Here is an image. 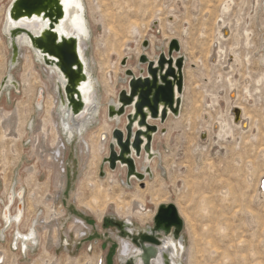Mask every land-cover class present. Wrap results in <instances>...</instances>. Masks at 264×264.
Here are the masks:
<instances>
[{"label": "rangeland", "instance_id": "374dc122", "mask_svg": "<svg viewBox=\"0 0 264 264\" xmlns=\"http://www.w3.org/2000/svg\"><path fill=\"white\" fill-rule=\"evenodd\" d=\"M9 1L0 0V27L3 8ZM82 4L90 34L86 56L98 91L97 125L103 120L112 122L106 118L107 102L127 89L120 66L125 52L131 54L126 68L132 72L133 68L137 76L139 57L152 56L150 60H154L161 51L167 54L171 39L179 43V55L185 58L180 116H170L157 125L166 134H155L152 145L157 155L144 188L136 179L126 187L122 169L104 170L106 153L101 154L100 161H92L90 150L88 156L86 150H81V136L88 142V137L98 132L99 125L95 127L94 123L88 133H68L60 128L64 143L60 165L50 164L47 152L36 154L38 150L30 141L34 135L27 127L29 119H34L33 129L47 119L44 112L37 115L34 110L35 96L44 87L22 91L20 74L29 64L24 67L19 60L11 75L21 92L8 86L0 95V210L13 209L5 205L3 193L8 187L23 189L18 192L25 210L17 230L24 234L31 221L38 219L39 238L34 250L24 255L13 249V229L6 227L3 234L0 232L5 264H95L97 257L101 264H122L118 254V239L122 237L113 221L126 220L133 198H141L146 206L144 212L148 213L143 224L131 221L134 234L153 225L159 206L177 207L184 222L180 232L184 258H178L182 264H264V88L254 84L264 74L260 65L264 59V0H82ZM0 38L2 80L11 48L1 28ZM145 42L147 48L143 46ZM214 45L220 50L219 57L213 60ZM137 52L141 54L137 56ZM32 65L45 82L41 66ZM108 67H114L117 75L112 80L113 92L107 91L104 82ZM244 78L250 82L248 95L243 89ZM45 90L53 97L48 87ZM234 95L233 104L242 106L249 116L250 127L246 130L229 122L230 115L234 118L230 101ZM12 109L18 113L17 127L2 139L6 116L1 115ZM222 120L229 125L217 134ZM109 124L113 127V123ZM45 138L50 149L55 134L48 133ZM136 161L141 162V157ZM31 167L33 173L26 171ZM137 168L140 171L139 164ZM95 185L105 195L97 198ZM29 191H33L29 197L32 201L26 198ZM93 198L97 199L94 204ZM74 218L82 219L89 230L77 236L72 226ZM44 223L50 225L43 229Z\"/></svg>", "mask_w": 264, "mask_h": 264}, {"label": "bare ground", "instance_id": "6f19581e", "mask_svg": "<svg viewBox=\"0 0 264 264\" xmlns=\"http://www.w3.org/2000/svg\"><path fill=\"white\" fill-rule=\"evenodd\" d=\"M13 2H14V0H10L9 3L7 4V6H5V8H3L4 11H3L2 19H1V27L0 28H1V34H3L6 38L5 41L7 42V47L11 48L10 45L12 43H14L15 46L18 48V55H17L16 64L19 62V60L23 61L24 67H25L26 63L29 64L25 67L24 72L22 74H20L22 91L23 92H29L28 90H30V88H36L37 86L38 87H44L45 89H47V87H48V90L53 95V97H52V96H50V94H48L47 90H45L44 88H39V89H42V92H41V90L38 89L39 92H37V94L35 96V100H34L35 112L37 113V115H40L41 112H44V117H46L47 119H43L44 118L43 117L42 122L38 126L36 125V127L34 129H33L34 119L28 120V122H27L28 130H29V132L32 131L33 135H34V137L30 140L32 147L37 148L38 152L36 150V152H37L36 154H38L39 156L44 154L45 152H47V155H48L47 157L49 158L50 164H55V163L59 164L61 161L62 151L64 150V143L60 137V128H63L64 130H66L68 128V131L66 130L68 133H70L71 131H76L77 133L81 134V132L83 130L88 133L91 130V129H88V127L92 123H94V124H96L95 127H97L99 125L98 132L97 133L93 132L92 135H90L88 137V142L86 141V138L81 136V141H82L81 150L87 151L86 156H88L89 150H90V159L92 161H97V159H98V161H100L102 153H106V155H108V153H109L108 149H107V145H108V142L111 138V133H112L114 126H116V125L121 126V130L124 131L125 119H122L121 120L122 122L120 124H118L117 119H114L112 122H109V123H113V127L109 123H107L105 120H103L100 124L97 125V120L95 119V116L98 113V109H99L98 105H97V100H98L97 92L98 91H97V84L92 80L93 78L91 79L90 73L92 72V67L90 65L88 56H86L87 52H88L87 40L90 37V34H89V29L85 23L82 0H57V4L60 7V14L62 16L57 21L56 25L53 26V31H52V33L55 36L54 37L55 38V40H54L55 45L60 44L62 42V40L67 41L70 38L75 39V41H76L75 51H76V54L78 56V60L80 62L81 73L84 72L86 75L84 80H78V82L76 83L75 94L73 95V99L74 100L78 99L83 105V108L77 114L76 113L73 114L71 108H68V109L65 108L61 112V110L59 108V97H58V93H57V88L58 87L63 88V84H65V83L63 81V78L61 77V74L58 70V67L56 66L58 59L54 58V57L47 56V54L40 51L35 44V38L41 36L43 31L47 27L48 19L43 18L42 14H38V15L35 14L32 16H27L24 13H22L20 17L15 19L11 16V7H12L11 4ZM227 8H228V5H226L225 9H227ZM152 22H153V20L151 21V23ZM153 25H154V22H153ZM16 30L22 31V32H19V33L15 34L14 36H12V32L16 31ZM150 41H152V40H150ZM219 50H220L219 47H216L215 45L213 46V55H212L213 60L216 59L217 57H219L218 56ZM137 53H138L137 56L141 54L140 52H137ZM125 54H126V56L124 58H126L127 60L124 61V64L120 63L121 68L124 69L123 73L127 70L126 67L128 66V60L131 59V54L129 52H127V53L125 52ZM214 54H215V56H214ZM137 56H136V58H137ZM157 56L158 55L154 56V60H156ZM175 56L176 55H173V57H175ZM148 58L152 59V56H148ZM235 58L237 61V57H235ZM262 59L260 61V65L264 67V59L263 60ZM44 60L48 61L49 63L46 64L44 62ZM122 60H123V58H122ZM8 62H9V60H8ZM36 62L42 68V72L44 73L45 82L44 81L42 82L41 81L42 79L41 80L39 79L40 76L38 75L37 72H35L34 68L32 67L33 66L32 64L37 65ZM7 66H8V64H7ZM230 67H231V65L228 64L227 68H230ZM100 70H99V72H100ZM132 70L134 73L135 70L133 68H132ZM33 73L35 74V77L31 78ZM6 74H7V71H6ZM234 74H235V72H234ZM36 76H38V77H36ZM41 77H42V75H41ZM103 77H104V82L106 84L107 91L113 92L111 89L113 84H114L112 82V80H113V77L115 80L117 78L115 68L112 67V69H110V67H108L107 70L104 72ZM252 80L253 79H251V81ZM0 82H1V80H0ZM244 82H245V85L243 88L244 93H245V95H248L249 91H248L247 87H248L250 82L246 78H244ZM254 84L257 87L259 85H261L264 88V74H261L257 79H255ZM7 87H8V85L5 86V88H7ZM173 88L175 91V98L181 97V107H182L183 92H182V94H177L176 86H174ZM184 89H185V87H184V83H183V91H184ZM18 90L19 91H17V92H21V88ZM6 91H8V90H6ZM108 95H112V94L108 93ZM113 95H115V94H113ZM105 98L107 99L106 96H105ZM234 99H235V95L230 98L231 108H235L238 111L239 119L237 122H234V118L230 115L229 116L230 117L229 122L232 124L233 127L240 128L241 130H246L250 127L249 126V116H247V114L245 113V109L242 106H239L237 104H233ZM115 100H116V98H115ZM110 101L111 100H108L107 104H109ZM2 110H4V109L2 108ZM180 110H181V108H180ZM160 111H161V107L159 109V112ZM63 114L67 115L66 119H64ZM4 115L6 116V119L2 122V132H3L2 139L6 138L5 136H6L7 132H9V134H12V131L15 130V128L17 127L18 113L16 110L14 112V110L12 109L11 112H5L1 116L5 117ZM170 116L177 117V116H173L169 111H167V118ZM178 116H180V111H179ZM60 117H61V123L59 121ZM106 118H107V115H106ZM151 122H155L156 125L159 124V121H151ZM243 123H244V126H243ZM228 125H229L228 122H226L225 120H222V122L219 123V130L216 131L217 134H220L221 131H224V129ZM160 127L161 126L158 127L159 131H158L157 135L160 134L161 136H164L166 134V132L163 135V133L160 131L161 130ZM48 133H54L55 134L54 144L52 145V147L50 146L51 147L50 149H48V147L45 145V141H44V138L48 135ZM9 137H11V136H9ZM108 137H109V139H108ZM155 137H156V135H153L152 144H153ZM142 141H143V145H144L146 142V139L142 137ZM82 151H81V153H82ZM150 152H151V156H149V154L145 153V154H142V156H141V162L135 161L136 167H137V164H139L141 171H145L146 168H150V170H151V175L147 176L143 180L144 186L141 187V183H139L141 188L145 187V183H144L145 180L147 178L151 177L152 173H153V170L151 168V164L155 160L154 156L157 155V153H155V149L153 148V145H151V151ZM94 164L96 166L97 162H94ZM63 166H64V164L63 165L61 164L62 169H59V167H58V169L60 171L64 170ZM33 167H31L30 169L26 168V171H31V170L34 171ZM105 167H108V166L105 165L103 168L104 170H105ZM116 169H122L124 174L126 173L125 168H122V166L121 167L118 166ZM136 170L138 171V168H136ZM63 172H65V171H63ZM110 172H114V171H110ZM110 172H107L106 174L108 175V177L113 178V176ZM5 179H3L4 182H5ZM112 180L113 179H111V181ZM131 183H132V180H130V182H127L124 184L126 187H129L131 185ZM90 184H92V183H90ZM95 187H97V185H95ZM4 188H5V186H4ZM22 190L23 189H21V188L16 189L14 187H12V188L8 187L5 191L3 189V191L5 192L3 194L5 195V199H6L5 205L7 207L13 206L12 207L13 209L10 210L9 208H6V211H2L3 208H1V210H0V232H2V234H3V231L6 227L13 229V237L14 238H13V241H11V245H12V242H14V244H13L14 248L13 249L20 250L21 254L25 255L27 252L33 251L34 248L37 246L39 233L37 231L38 229L36 228V225L38 223V219H34L31 221V223L28 227V230L26 229L27 231L24 234L19 232V230H17L18 226L22 222L21 220L23 217V212L25 210L24 207H22V205L20 204V202L22 201V197H21L22 194H20V196H19V193L22 192ZM145 190L146 189L140 190V192H144ZM18 191H20V192H18ZM31 193H33V191H29L28 196L26 197L30 201H32L31 199H29ZM95 193L97 195V198L99 195H103V194L105 195V191L101 190L100 187H97L95 189ZM131 201H132V206L130 208V211L124 216L125 217L124 219H126L125 221H127L128 223H132L131 221H133L135 219L136 221H139L140 224H143L144 223L143 217L147 216V214H148V213L144 212L145 208H146L144 201L141 198H133ZM96 202H97V199L93 198L92 203L94 204ZM87 206H89V205L87 204ZM119 208H120V206L118 205L117 209L119 210ZM121 209H124V207ZM46 211H47V209H46ZM52 217H50V218H52ZM120 219H122V218H120ZM72 221L74 224L73 225L71 224V225L76 229L77 236L82 234L85 229L89 230V226H87V224L82 219L74 218ZM44 224L45 225L41 227L43 229H45V227H48L50 225L49 223H44ZM149 227H151V226H149ZM52 228H54V227H52ZM130 231L132 232L133 229L131 228L129 230V232ZM59 238H58V240H59ZM158 239L161 241L162 244H161V247L159 248V252H157L156 259H154L151 264H163V260H166L168 258H169V264H177L178 257L179 258L181 257V259L184 258V256H183L184 253L178 252L179 249L177 247V242L171 236H165V237L160 236V237H158ZM118 241H119L118 254L121 258H123V260L128 258L134 252H136L135 246L131 243V241L128 238L118 239ZM180 249L184 250V243L181 245ZM170 250H171V252H170ZM99 257H101V256H99ZM5 259H6L5 252L1 251L0 252V264H5V262L7 261V260L5 261ZM224 259H226L225 255H224ZM98 260H100V258L98 259V257H97L95 264H101L100 262H98ZM46 263H48V262H46ZM54 263H55V261H54ZM136 264H141L140 260H138Z\"/></svg>", "mask_w": 264, "mask_h": 264}, {"label": "water", "instance_id": "95a60500", "mask_svg": "<svg viewBox=\"0 0 264 264\" xmlns=\"http://www.w3.org/2000/svg\"><path fill=\"white\" fill-rule=\"evenodd\" d=\"M11 6V16L15 19L20 17L22 13L27 16L42 14L43 18L48 19L47 27L41 36L35 38V44L47 56L58 59L56 66L65 83L63 88H57L61 112L65 108H71L73 114H77L83 105L78 99L74 100L73 95L75 94L76 83L78 80H84L86 75L84 72L81 73L80 62L75 51V39L62 40L60 44L55 45V36L52 33L53 26L62 16L57 0H14ZM19 32L22 31H13L12 36ZM146 43L143 45L144 48H147ZM10 47L11 56L7 74L0 82V95L6 89V85L13 87L16 92L19 89L18 82L11 75L12 68L16 66L18 48L14 43ZM179 50V43L173 39L168 45L167 54L161 51L156 60H150L147 56L141 55L137 64L138 75L136 76L131 70H126L124 81L127 82V89L120 91L116 100H111L107 104V120L117 119L119 124L123 117L125 124L124 131L118 128L112 130L108 145L109 154L103 159L102 165H107L111 171H114L118 166L125 168V183L136 179L141 181V186H143L142 181L151 175L150 168H146L145 171H137L135 164V161L142 154L146 153L151 156L152 137L159 131L157 125L151 121L164 123L167 119V111L173 116L179 115L181 97L175 98L173 88L176 86L177 94H182L185 58L179 55ZM173 54L176 56L173 57ZM126 60L123 58L121 64H124ZM44 62L49 63L46 60ZM144 73L145 76H143ZM160 107L161 111L159 112ZM232 113L234 122H237L239 119L238 111L233 108ZM63 116L64 119L67 118L66 114ZM66 130L68 131V128ZM160 131L165 132L164 128H161ZM142 137L146 139L144 145ZM113 225L119 232V237L128 238L136 248V252L128 258L120 259L122 264H136L138 260L141 264H151L156 259L162 244L158 239L160 236L177 238L175 241L179 249L178 252L183 251L180 249L183 244V237H181L180 232L184 222L174 204L159 206L153 216V225L146 227L137 234H134V230L129 232L133 224L127 221L114 220ZM163 264H169V258L163 260ZM177 264H182V262L177 259Z\"/></svg>", "mask_w": 264, "mask_h": 264}]
</instances>
